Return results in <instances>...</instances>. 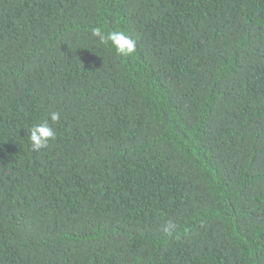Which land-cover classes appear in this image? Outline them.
Instances as JSON below:
<instances>
[{
    "label": "trees",
    "instance_id": "1",
    "mask_svg": "<svg viewBox=\"0 0 264 264\" xmlns=\"http://www.w3.org/2000/svg\"><path fill=\"white\" fill-rule=\"evenodd\" d=\"M0 264H264V0H0Z\"/></svg>",
    "mask_w": 264,
    "mask_h": 264
},
{
    "label": "clouds",
    "instance_id": "2",
    "mask_svg": "<svg viewBox=\"0 0 264 264\" xmlns=\"http://www.w3.org/2000/svg\"><path fill=\"white\" fill-rule=\"evenodd\" d=\"M92 35L98 38L102 44L110 43L119 55L127 56L135 52L136 42L122 31L104 33L100 28H95ZM49 115L50 120L53 122L60 120L58 112H52ZM28 138L32 149L39 151L42 148L48 147L49 142L55 139V132L49 125L48 120H44L30 127Z\"/></svg>",
    "mask_w": 264,
    "mask_h": 264
}]
</instances>
